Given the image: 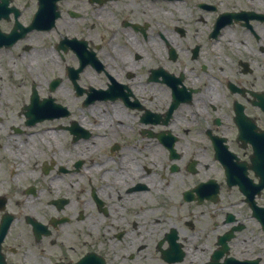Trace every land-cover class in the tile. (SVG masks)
<instances>
[{"label":"flooded vegetation","instance_id":"af4514ba","mask_svg":"<svg viewBox=\"0 0 264 264\" xmlns=\"http://www.w3.org/2000/svg\"><path fill=\"white\" fill-rule=\"evenodd\" d=\"M51 1L47 31L32 29L42 0H0V54L27 63L52 35L54 57L78 63L47 79L44 98L31 80L22 126L0 115L3 262L264 264V156L252 166L264 139V0H140L194 20L156 37L134 14L107 24L118 0ZM34 91L52 113L29 124ZM187 205L210 207L198 216L210 219L176 222L170 209ZM198 238L213 240L208 257L191 254Z\"/></svg>","mask_w":264,"mask_h":264},{"label":"rangeland","instance_id":"374dc122","mask_svg":"<svg viewBox=\"0 0 264 264\" xmlns=\"http://www.w3.org/2000/svg\"><path fill=\"white\" fill-rule=\"evenodd\" d=\"M28 2V0H25ZM82 1V0H81ZM73 2L77 3L76 0H73ZM145 2L140 0H118V2L114 3H108L106 10L108 14H104L103 16L108 17V20H105L107 24H109L112 27L119 26L122 29V24L125 21H129L127 16H131V14H134L135 19L140 23L144 24L143 20L149 19L151 22H153L154 27L148 31L150 35L153 37H156L155 27L160 26L163 28L165 32L168 33L169 31H172L171 28L175 25H177L180 22L182 23H188L191 24V27L194 28V20H191V16L187 15L186 17H177L173 10L170 7H167L164 13H159L157 15H154L151 13V11H147L148 6L147 4L144 5ZM144 5V6H143ZM91 12L93 13H99L97 11V8L95 6H91ZM129 11V12H128ZM132 12V13H130ZM122 13V15H121ZM192 19H196V17H199V15L195 12H193ZM116 14V15H115ZM63 15H65V12H63ZM149 16V17H148ZM104 21V22H105ZM124 21V22H123ZM117 23V24H116ZM162 24L169 25L170 27L166 28L163 27ZM63 28V24L61 25ZM95 28L92 29V35L93 37L100 41L101 43H105L103 40L110 39V35L107 33H104L102 30V27L98 24L94 25ZM90 24L86 28V30H80V35L82 36L84 32L90 31ZM201 27V25H200ZM205 30V28H203ZM66 31V30H64ZM121 32H124L122 30ZM71 33V32H69ZM119 40H117V44L120 45L125 54V44L124 39L122 38V35H118ZM39 42L36 50H34L31 53L30 59H27L26 62L17 61L13 59V54L10 53L9 56L5 55L3 53L0 54V115L3 113L6 116V119H4L3 125H16V126H22L23 121L25 118H21L20 115V107L23 105L24 101H27L28 95L30 94V88L32 85L31 80L37 81L39 86H37L38 91H40L41 97L44 98L46 95L44 89L45 84L48 81L47 79L53 78L55 75L64 73L66 70H68L67 66H71L74 68L77 63V58H74V55L66 56V59L58 60L56 57H54L56 54L54 52V49L52 46H55L58 43V40L51 35V37L44 36L43 34L39 35ZM142 42V39H140ZM143 49L147 52V48L142 46ZM36 51V52H35ZM35 52V53H34ZM105 50L102 52V55L104 54ZM129 53V52H128ZM35 55H46L48 57V61L46 57L42 59V62H39L38 59H33V56ZM72 54V53H70ZM58 60V61H57ZM7 65H11L13 67H16L15 72L9 71V67L7 68ZM31 68V70H29ZM29 72V73H28ZM32 74H31V73ZM0 126H2L0 124ZM8 132V130H7ZM8 141V140H7ZM14 145V142H10V146ZM19 144V143H18ZM4 154L3 152H0V158ZM6 155V152H5ZM8 160L13 161L8 157ZM11 163V162H10ZM212 173V171H211ZM177 197V196H176ZM177 200H180V197H177ZM210 207H202V208H196L193 205H187V206H181L180 209L178 207L171 208L170 213L173 214L176 222L177 219H179L182 222H188V221H194L197 225L201 228L202 225L205 223V221L210 219L209 212L208 215L205 218H198V216L202 213L201 211H209ZM215 220H218V217L215 218ZM192 233V231H188ZM194 234V233H192ZM196 244L191 246L190 252L191 254H194L197 256H205L208 257L210 255V251L214 245L213 240H206L205 239H196ZM203 253V254H202Z\"/></svg>","mask_w":264,"mask_h":264},{"label":"water","instance_id":"95a60500","mask_svg":"<svg viewBox=\"0 0 264 264\" xmlns=\"http://www.w3.org/2000/svg\"><path fill=\"white\" fill-rule=\"evenodd\" d=\"M33 97H34L33 101L36 102L37 101V93L36 92H35ZM36 106H37V102L33 105V107H31V109L36 108Z\"/></svg>","mask_w":264,"mask_h":264},{"label":"bare ground","instance_id":"6f19581e","mask_svg":"<svg viewBox=\"0 0 264 264\" xmlns=\"http://www.w3.org/2000/svg\"><path fill=\"white\" fill-rule=\"evenodd\" d=\"M57 61H58V60H57ZM8 70H9V71H14V72H15L16 67H13V66L10 65ZM29 70H31V68H30Z\"/></svg>","mask_w":264,"mask_h":264}]
</instances>
